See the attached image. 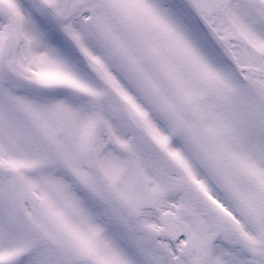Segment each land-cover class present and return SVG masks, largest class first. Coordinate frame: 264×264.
<instances>
[{
	"label": "snow or ice",
	"instance_id": "1",
	"mask_svg": "<svg viewBox=\"0 0 264 264\" xmlns=\"http://www.w3.org/2000/svg\"><path fill=\"white\" fill-rule=\"evenodd\" d=\"M0 264H264V0H0Z\"/></svg>",
	"mask_w": 264,
	"mask_h": 264
}]
</instances>
